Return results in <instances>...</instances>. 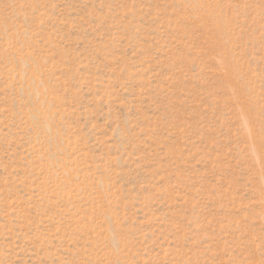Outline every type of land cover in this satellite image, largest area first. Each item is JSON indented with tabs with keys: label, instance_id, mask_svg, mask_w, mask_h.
Instances as JSON below:
<instances>
[{
	"label": "rangeland",
	"instance_id": "374dc122",
	"mask_svg": "<svg viewBox=\"0 0 264 264\" xmlns=\"http://www.w3.org/2000/svg\"><path fill=\"white\" fill-rule=\"evenodd\" d=\"M0 264H264V0H0Z\"/></svg>",
	"mask_w": 264,
	"mask_h": 264
}]
</instances>
